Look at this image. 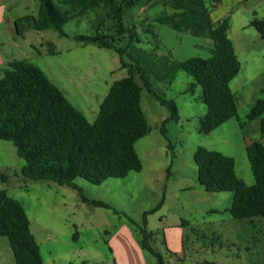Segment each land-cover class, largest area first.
Listing matches in <instances>:
<instances>
[{"label":"rangeland","instance_id":"374dc122","mask_svg":"<svg viewBox=\"0 0 264 264\" xmlns=\"http://www.w3.org/2000/svg\"><path fill=\"white\" fill-rule=\"evenodd\" d=\"M227 3L231 5L232 1ZM80 10L72 12V19L63 27L67 37L52 29L32 32V37L26 36L32 46L24 47L22 41L21 49L5 50H14L15 60L39 67L91 123L110 85L126 76V70L120 68L115 52L93 44L83 46L73 39L75 35L91 34L94 17L103 12H87L81 18L77 16ZM163 11L167 9L162 5L148 8L139 3L125 13V25H133L140 39L135 46L146 51L155 48L156 40L145 31L149 24L158 36V55H168L178 62L207 59L211 48L208 39L152 23V18ZM251 11L264 16V0L235 5L226 15L232 33L252 19ZM252 29L249 31L255 33ZM253 38L247 35L240 39L242 42L233 40L237 48L240 42L245 49ZM257 41L255 62L242 63V71L229 84L237 99L238 117L245 122L244 132L235 118L211 133L200 132V120L206 113L200 87L184 93L193 79L178 72L172 82L152 86L159 96L173 100L178 111V121L164 124V137L160 128L169 111L146 90L141 91L140 105L150 128L135 144L141 171L129 172L121 179L110 178L99 185L81 178L74 180L84 198L106 203L109 208L83 202L71 187L24 178V161L11 143L0 140V190L23 207L43 264H157V259L139 244L143 221L145 231L151 235L148 243L163 264H264V219H233L229 212L232 193L206 192L198 183L193 161L199 146L217 151L234 159L236 176L245 185L254 183L245 148L260 134L258 121H247L245 116L249 110L246 100L251 95L264 99V60L257 61V49L264 47V41ZM168 143L171 150L167 149ZM0 264H15L8 239L3 236Z\"/></svg>","mask_w":264,"mask_h":264},{"label":"trees","instance_id":"16d2710c","mask_svg":"<svg viewBox=\"0 0 264 264\" xmlns=\"http://www.w3.org/2000/svg\"><path fill=\"white\" fill-rule=\"evenodd\" d=\"M139 3L148 8L164 6L167 11L152 18V23L208 39L210 56L178 62L170 60L168 55H158V36L149 24L145 31L156 40L155 48L146 51L136 47L140 39L133 25L130 28L125 25L124 15ZM61 4L70 8L62 10L53 0H38L37 15L17 21L18 34L27 29H52L67 37L63 27L72 19V12L81 9L77 16L82 18L87 12L102 10L101 15L94 17L92 33L75 35L73 39L83 46L93 44L115 52L126 76L110 85L90 123L39 67L18 60L0 69V140L11 143L16 155L24 161L21 167L24 178L71 187L78 191L83 202L109 208L106 203L84 198L74 180L81 178L99 185L107 179H121L129 172L141 171L142 162L135 144L150 130L140 105L141 91L146 90L168 109L169 116L160 128L165 137L164 124L179 119L177 107L173 100L155 93L152 86L172 82L178 72L193 79L184 93L200 87V99L206 107L200 132L211 133L232 118L244 130L245 122L238 117L236 100L229 87L240 71L227 36L229 18L216 23L210 18V9L219 5L220 0H65ZM251 16L249 25L264 41V16L257 17L255 13ZM245 118L257 120V133L264 135V99L259 98ZM167 149L171 150L169 143ZM245 152L254 179L250 186L236 176L232 157L202 146L193 155L197 180L206 192L232 193L229 212L233 219H264V143L252 141ZM143 226L141 249L155 257L157 264H163L148 243L151 235L145 231L144 221ZM0 236L8 239L15 264H43L27 214L5 190H0Z\"/></svg>","mask_w":264,"mask_h":264},{"label":"crops","instance_id":"0c3cea01","mask_svg":"<svg viewBox=\"0 0 264 264\" xmlns=\"http://www.w3.org/2000/svg\"><path fill=\"white\" fill-rule=\"evenodd\" d=\"M54 1V0H53ZM65 0H56L54 1L57 3L58 6L61 7L62 10H66L65 4H61ZM232 1L231 5L230 3L226 2ZM245 0H220V4L212 7L210 9V18L213 23H216L226 17L228 13H230L235 5L240 4ZM38 12V0H0V69H5L7 66V63L12 61H17L14 59L15 57V51H6L5 48L12 49L13 47L16 49H21L22 44L21 42L24 41L25 45L32 46L33 44L31 42L27 43V34H29V37H32V32H37L32 29H27L21 32V34H18L16 23L17 21L26 18V17H35ZM255 13L258 17L257 13L255 11H251V14ZM228 17V16H227ZM263 17V16H261ZM230 23V21H229ZM250 20L246 22L244 26H241L239 31H236L232 33V27L230 24V28L227 32V36L229 40L231 41L235 54L237 56L238 62L240 64V71H242V63L245 65L250 63H254L253 60L255 47L257 46L258 41L261 40L259 36L257 35V32L254 30L255 33H252V31H249L250 28H252L250 25ZM253 30V29H252ZM233 35V37L236 39V41H240L241 38L246 37L247 35H252L254 38L251 42H249V45L244 49L243 44L238 42V48L235 44L234 38H231L230 35ZM258 36V37H257ZM258 38V39H257ZM248 44V42H246ZM240 49V50H238ZM6 51V52H5ZM264 56V47H260V49H257V61L259 59H263ZM264 70V68H263ZM262 70V71H263ZM253 92V90H252ZM235 97V95H234ZM247 98V96H246ZM236 100V107H237V99ZM258 100V97L252 98V95L249 97V100H246L247 108L252 107L256 101ZM238 113V111H237ZM241 121V120H240ZM246 138H249V136H246ZM258 141L264 143V135H260ZM251 142L247 143L246 146H248ZM132 260V258H130ZM130 263V261H129Z\"/></svg>","mask_w":264,"mask_h":264}]
</instances>
